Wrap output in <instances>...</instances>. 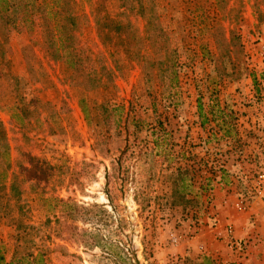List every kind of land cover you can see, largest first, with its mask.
<instances>
[{
	"label": "rangeland",
	"instance_id": "374dc122",
	"mask_svg": "<svg viewBox=\"0 0 264 264\" xmlns=\"http://www.w3.org/2000/svg\"><path fill=\"white\" fill-rule=\"evenodd\" d=\"M23 1L0 28L5 260L20 225L47 264H264L247 259L264 234V0H75L59 51L42 16L62 19Z\"/></svg>",
	"mask_w": 264,
	"mask_h": 264
},
{
	"label": "trees",
	"instance_id": "16d2710c",
	"mask_svg": "<svg viewBox=\"0 0 264 264\" xmlns=\"http://www.w3.org/2000/svg\"><path fill=\"white\" fill-rule=\"evenodd\" d=\"M28 3V2H27ZM27 3L23 0H0V28L2 30H6L8 27V23L10 22V14L9 12H16L19 11L20 8L26 7ZM26 5V6H25ZM75 5V0H42L39 5H36V9L39 10H44L47 9L48 12L47 14L55 15V17H60L62 21L55 22L54 26L52 24H49L46 21L45 14L42 16V21L44 23V27L47 31L51 32L52 34V45H53V51H59L62 49H69L72 46V32L69 27V20L68 17L71 15L77 16L76 13H74V6ZM107 16L103 17V22L106 21ZM117 27V26H116ZM117 30L120 29V27L116 28ZM55 49V50H54ZM80 54V53H79ZM78 54V55H79ZM77 59L80 60V57L77 56ZM67 62H70L67 60ZM92 72V71H91ZM93 72H95L93 70ZM100 78L96 82H99ZM101 109V115L103 116V119L105 121L106 127L109 129L111 125L113 126H118L120 123L119 118H111L108 114L114 112V110L108 107L107 103L103 102L100 105ZM200 110V106H199ZM49 164V163H47ZM37 165V164H36ZM39 167V166H38ZM28 168H21L22 172L27 171ZM36 170L40 171L39 169L34 168L32 170L29 169L26 174H29V172L35 173ZM43 173V171H41ZM20 172H13L11 175V187H10V196H19L21 195L25 189H23V185L25 182H27V176L26 174H23L21 178L19 179ZM22 174V173H21ZM184 172L181 174V172L177 171L176 174V180L174 182L175 187L178 182L179 184V189L174 190L175 193L178 191L181 192L184 190L185 182H184ZM23 184V185H22ZM19 190V191H18ZM16 191L17 194H16ZM173 191V192H174ZM41 195V194H39ZM15 196V197H16ZM183 194H180V197H182ZM45 201H52L55 202L54 204L57 205L61 212L67 213L68 210H78L79 207L75 205L73 202H70L61 198H56V197H46ZM67 228L73 229V225H67ZM26 228H30V226H23L20 227V225H17L16 228L14 229V232L11 234V239L13 241V250H12V255L9 261L5 260L4 254L1 251L0 247V264H47L46 258H45V253L38 247L36 244L31 240H28L32 245H30L27 240H24V236L26 234Z\"/></svg>",
	"mask_w": 264,
	"mask_h": 264
},
{
	"label": "crops",
	"instance_id": "0c3cea01",
	"mask_svg": "<svg viewBox=\"0 0 264 264\" xmlns=\"http://www.w3.org/2000/svg\"><path fill=\"white\" fill-rule=\"evenodd\" d=\"M248 10H249V13H250V8L248 7ZM259 81H262L261 82V88L262 87H264V79H261V80H259ZM260 85V84H259ZM226 192V190L224 189L223 191H222V193H225ZM236 199V198H235ZM221 200V205H223L224 203H226V201H225V199L224 198H222V199H220ZM220 202V201H219ZM253 211H255V210H253ZM244 213H248V212H244ZM250 213V212H249ZM241 217H244V218H246V216H243V215H240L239 213L238 214H236L235 216H232L231 217V220L230 221H232L233 222V226H234V229H235V235L237 236V237H244L245 235L243 234V229H242V225L244 224V220H247V219H243L242 221H241ZM260 218V216L259 217H257V219H259ZM250 220L248 219V222H249ZM250 223V222H249ZM236 227V228H235ZM250 228H251V226H250ZM249 230V229H248ZM250 232H251V238H252V240L254 241V242H261V243H259V247H255V248H253L250 252H248V253H250V255H248L247 254V259H251V258H253L254 259V261L255 262H264V234H262V232H260V234L258 235V234H256V233H253L252 232V229L250 230ZM261 245V246H260ZM245 259V258H244ZM243 262H246V260H243ZM246 263H248V262H246ZM248 264H251V262L250 263H248Z\"/></svg>",
	"mask_w": 264,
	"mask_h": 264
},
{
	"label": "built area",
	"instance_id": "2783aa9c",
	"mask_svg": "<svg viewBox=\"0 0 264 264\" xmlns=\"http://www.w3.org/2000/svg\"><path fill=\"white\" fill-rule=\"evenodd\" d=\"M259 178H260L261 182L259 183V185H258V187H257V189H256V194L261 195V194H264V184H262V182H264V181H262V180H264V174H261V175L259 176ZM236 207H237L238 209H245L244 202H243L241 199L238 200V201L236 202ZM232 232H233V230H232V228L230 227V228L228 229L227 234L229 235L230 239L233 240V243H235V241H234L235 238H234V237L232 238Z\"/></svg>",
	"mask_w": 264,
	"mask_h": 264
}]
</instances>
